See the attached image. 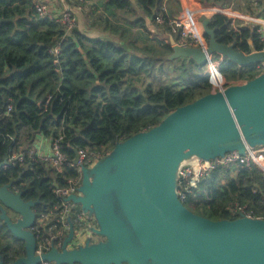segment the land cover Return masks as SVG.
<instances>
[{"label": "trees", "instance_id": "16d2710c", "mask_svg": "<svg viewBox=\"0 0 264 264\" xmlns=\"http://www.w3.org/2000/svg\"><path fill=\"white\" fill-rule=\"evenodd\" d=\"M194 1L264 19V0ZM93 3L84 17L86 32L76 27L67 33L54 19L39 17L32 0H0V20L7 21L0 24V160L25 155L23 164L0 172V187L11 185L25 203H38L36 218L60 204L54 190L56 184L63 186L61 176L29 155L38 136L58 140L69 162L72 149L104 157L117 143L157 127L178 108L212 93L205 67L190 59L168 61L170 37L181 45L170 26L180 13L176 0ZM95 14L99 23L91 19ZM258 28H236L218 14L208 26L218 44L233 45L244 55L264 50ZM58 46L60 53H51ZM219 70L232 86L254 80L264 67L240 68L224 61ZM64 175L75 173L67 168ZM197 187L184 202L193 214L235 221L240 215L234 210L240 207L264 221V173L254 165L236 172L219 169ZM0 257L3 264L25 257L24 243L1 221Z\"/></svg>", "mask_w": 264, "mask_h": 264}, {"label": "water", "instance_id": "95a60500", "mask_svg": "<svg viewBox=\"0 0 264 264\" xmlns=\"http://www.w3.org/2000/svg\"><path fill=\"white\" fill-rule=\"evenodd\" d=\"M210 23L203 22L206 51L181 46L170 37L168 61L190 59L205 67L209 58L219 56L220 64L264 67V51L244 55L233 45L218 44ZM247 147H264V71L252 81L178 108L157 127L117 143L93 166L82 167L79 194L68 200L95 221L85 246L67 250L74 234L71 225L61 252L36 257L31 229L38 203H25L11 185L0 187V221L25 245V257L14 264H264L263 220L241 215L235 221H210L190 212L177 195L186 161L244 155ZM72 152L77 165L78 153ZM4 165L7 161L0 160V169ZM9 213L18 217L12 220Z\"/></svg>", "mask_w": 264, "mask_h": 264}, {"label": "built area", "instance_id": "2783aa9c", "mask_svg": "<svg viewBox=\"0 0 264 264\" xmlns=\"http://www.w3.org/2000/svg\"><path fill=\"white\" fill-rule=\"evenodd\" d=\"M35 11L41 18L54 19L56 22L60 23L67 33H70L77 27L75 26L77 20L70 9L57 13L50 10L46 4L35 3ZM80 11L83 12L82 10ZM238 20L241 23H245L247 17L241 14ZM161 22L162 20L158 21V23ZM170 26L172 28V34L179 37L181 46L188 43L191 47H200L203 51L207 50L208 43L204 37V33L194 28L191 18L184 16L174 18L170 20ZM257 33L260 43L264 44V29L259 27ZM249 45L251 46L252 43L249 42ZM51 53L58 55L60 53V46L53 49ZM219 67L220 62H216L214 58H209L208 64L205 66V76L209 78L212 84V93H223L228 87L226 81L220 75ZM50 145V151L46 154L41 155L40 152H38L34 155L33 152H29L31 157H36L43 161L56 175L61 176L63 183L62 187L56 184L54 190L55 195L60 200V204L54 206L47 213L40 214L39 217L35 219L36 223L31 229L37 242L36 257H42L52 250L61 252L64 242L69 235L71 225H73L74 234L71 242L67 245V250L71 251L85 246L88 238L93 236L89 229L95 226V221L89 219L87 215L82 213L78 205H75L68 199L71 196H78L79 194L78 190L82 181L81 168H90L99 161L102 156L93 151L80 150L77 152L79 156L78 164L74 165L73 162H69L66 155L62 153L58 140H51ZM24 160V154H15L7 160V165L2 166L0 172L10 166L21 165ZM251 165H254L264 173V147L256 149L247 147L244 155L233 152L212 161H202L194 157L186 161L180 168L177 189L178 198L184 204L185 200L192 196L197 190L199 182L204 178H208L219 169L236 172L243 167L247 168ZM67 168L71 169L75 175L66 177L64 172ZM234 213L254 219L250 214L246 213L245 209L240 207L236 208ZM41 264L54 263L42 262Z\"/></svg>", "mask_w": 264, "mask_h": 264}, {"label": "crops", "instance_id": "0c3cea01", "mask_svg": "<svg viewBox=\"0 0 264 264\" xmlns=\"http://www.w3.org/2000/svg\"><path fill=\"white\" fill-rule=\"evenodd\" d=\"M32 1L34 3L46 4L50 8V10L55 11L57 13L70 9L75 19L77 20L79 29L82 27L83 30L85 28L83 12L84 14L87 13L89 9L93 7L94 4L93 0H76V1L32 0ZM176 1L180 6V13L178 17L180 18L181 16H184L191 18V20L193 21L194 28L196 30H199L201 33H204L203 22L207 19H212V17L215 14L222 15L230 19L236 28L241 27L245 29L246 27L256 26L264 29V19L262 17H247V21L245 23L238 24L237 23L239 21L238 17L242 13L240 14L239 12L232 11L231 9H221L218 7H213L208 5L202 6L194 0H176ZM87 5H90L89 8H87ZM80 10H82L83 12H81ZM261 12L262 9L259 11V13ZM147 23L150 24V21L147 20ZM36 143L37 144L34 145V150H36L35 153L33 152L34 155L36 154V152L37 153L40 152V154L42 155L50 151L49 142L43 139L42 137H39Z\"/></svg>", "mask_w": 264, "mask_h": 264}, {"label": "rangeland", "instance_id": "374dc122", "mask_svg": "<svg viewBox=\"0 0 264 264\" xmlns=\"http://www.w3.org/2000/svg\"><path fill=\"white\" fill-rule=\"evenodd\" d=\"M89 6H90V5H87V8H89ZM87 14H88V12L85 13V14L83 15V19H84L85 23H87V18H84V17L87 16ZM242 14H243V13H242ZM244 15H245L246 17H250V16H248V15H246V14H244ZM91 19H92V20H95L96 23H99V15H98V14H95L94 16H92ZM237 23L240 24L241 22L238 21ZM75 26H77V28H78V24H75ZM250 27H253V26H250ZM75 28H76V27H75ZM80 30H82L83 32H86L85 28H84V30H83V28L81 27ZM94 34L98 35L97 32H91V33H89L90 36H96V35H94ZM224 80H225V79H224ZM241 83L243 84V82H241ZM236 85H237V84H236ZM239 85H240V83H239ZM39 137H42L43 139L47 140V141L49 142V147L51 146V145H50V144H51V140H50V139H47V138H45V137H43V136H38V137H37V140L39 139ZM37 140H36V142H37ZM36 142H35V144H37ZM32 151L35 153L36 150H34V148H33ZM36 153H37V152H36ZM9 215L13 218V220H15V219L17 218L13 213H9Z\"/></svg>", "mask_w": 264, "mask_h": 264}]
</instances>
